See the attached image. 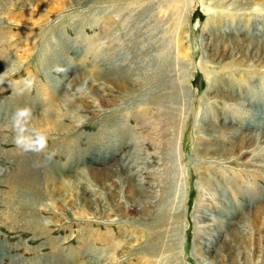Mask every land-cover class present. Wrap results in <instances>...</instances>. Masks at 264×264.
<instances>
[{"label": "rangeland", "instance_id": "1", "mask_svg": "<svg viewBox=\"0 0 264 264\" xmlns=\"http://www.w3.org/2000/svg\"><path fill=\"white\" fill-rule=\"evenodd\" d=\"M263 128L264 0H0V264H264Z\"/></svg>", "mask_w": 264, "mask_h": 264}, {"label": "bare ground", "instance_id": "2", "mask_svg": "<svg viewBox=\"0 0 264 264\" xmlns=\"http://www.w3.org/2000/svg\"><path fill=\"white\" fill-rule=\"evenodd\" d=\"M232 42H230L229 43V45H227V48H230V46L231 47H233V48H235V49H237V48H239V47H242V48H246V46H248L249 48H248V53H245V54H247L248 56H249V54H250V52H249V49H250V47H252L253 45H255L256 43H249V42H251V41H247V40H245L244 38L242 39V38H240V37H233L232 38V40H231ZM258 47V46H257ZM225 49V48H224ZM247 49V48H246ZM256 52V51H255ZM254 52V53H255ZM242 56H244V54L242 55ZM252 56V55H251ZM254 56V55H253ZM255 57V56H254ZM257 57L260 59L261 58V56L260 55H257ZM4 65H1V67H3ZM85 76V75H84ZM97 76V72H91V76L88 78V79H96V78H98V77H96ZM83 77V76H82ZM161 99V98H160ZM160 99H158V100H160ZM164 99V98H163ZM29 112V113H28ZM19 115L21 116V119H22V121H24V122H26V121H28L29 123H30V125H32V126H37L38 127V129H40V130H49L50 128H54L55 130H57V131H60V130H62V128L64 127L63 125H62V123H60V122H58V120L57 119H54L53 117H51V116H47V117H44L43 115H37V114H31L30 113V110H24L22 113H19ZM262 125V124H261ZM264 129V128H263ZM260 130V129H259ZM63 131V130H62ZM264 132V131H263ZM258 134V133H257ZM261 139H262V137L260 136V135H255V134H253V135H251V134H245L243 137H242V139H241V141L240 142H238L237 144H236V146L234 147V149H236V150H241L238 154H240V156H243V155H245V154H247V153H249V151H246L245 149L246 148H248V147H253V146H256V144H255V141L257 142V140L260 142L261 141ZM255 144V145H254ZM231 150L233 153L235 152V150ZM252 149V148H251ZM248 150H250V149H248ZM31 171H33V170H31ZM59 171V170H58ZM96 170L95 169H89L88 170V173H94ZM34 173L36 174V176L35 177H30L26 182H24V183H21L20 184V187H22V188H26V187H28V186H32V187H37V186H39L38 184L40 183V180H39V178L41 179H46L47 177H49V175H48V173H46L45 175H44V173H42L41 172V170L39 169V172H38V168L37 169H35V171H34ZM30 174V173H29ZM94 174H96V173H94ZM52 176V175H51ZM60 176V175H59ZM68 176V175H67ZM56 178V177H55ZM53 178V177H50V179L48 180V181H50L51 182V189H53L52 188V186L54 185V184H57L56 182H57V180L56 179H58V178ZM41 179V180H42ZM66 179H68V181H69V183H71L72 184V180H69V177H66ZM64 177H62V179L61 180H66ZM47 180V179H46ZM45 182V181H44ZM59 183V182H58ZM45 184V183H44ZM146 184V183H145ZM58 185V187L56 188V189H58V190H61V191H63L64 192V190L65 189H63L62 187V185H60V184H57ZM73 185V184H72ZM154 185V184H153ZM141 188V187H140ZM153 188V187H152ZM56 189L54 190V192L56 193L57 191H56ZM148 189V188H147ZM63 192H62V194H63ZM65 192H67V191H65ZM65 192H64V194L62 195L61 194V198H64V200H66V198H65ZM261 212V210L259 211V213Z\"/></svg>", "mask_w": 264, "mask_h": 264}]
</instances>
